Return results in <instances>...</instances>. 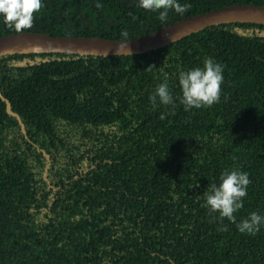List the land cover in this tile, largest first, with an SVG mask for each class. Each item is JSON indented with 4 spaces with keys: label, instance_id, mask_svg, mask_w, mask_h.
<instances>
[{
    "label": "trees",
    "instance_id": "1",
    "mask_svg": "<svg viewBox=\"0 0 264 264\" xmlns=\"http://www.w3.org/2000/svg\"><path fill=\"white\" fill-rule=\"evenodd\" d=\"M183 13L134 0H42L23 31L140 36L233 4L180 0ZM0 22V36L16 33ZM223 65L220 97L185 110L176 74ZM167 74L172 105L149 94ZM0 264H264V225L241 233L203 206L220 171L250 183L238 223L264 215V25H211L128 55H0ZM164 118L161 119V114ZM23 126H21V123Z\"/></svg>",
    "mask_w": 264,
    "mask_h": 264
},
{
    "label": "clouds",
    "instance_id": "2",
    "mask_svg": "<svg viewBox=\"0 0 264 264\" xmlns=\"http://www.w3.org/2000/svg\"><path fill=\"white\" fill-rule=\"evenodd\" d=\"M138 8L158 13V19L165 21L169 11L183 13L189 5L180 0H134ZM42 7V0H0V22L15 31L20 32L30 28L33 23V13ZM127 32H121L122 45L129 41ZM180 93L179 102L185 110L211 106L220 97L223 82V65L211 57H205L201 66L180 69L176 74ZM149 102L155 106L172 105L175 107L173 94L169 90L168 77L164 74L162 82L158 83L149 94ZM161 119L164 114H161ZM250 183L248 173L239 168L220 171L215 182L207 185L203 191V206L210 213H217V219L226 218L236 224L241 233L255 234L264 225V215L259 212H249L246 218L236 223L234 212L243 206V197L247 195Z\"/></svg>",
    "mask_w": 264,
    "mask_h": 264
},
{
    "label": "water",
    "instance_id": "3",
    "mask_svg": "<svg viewBox=\"0 0 264 264\" xmlns=\"http://www.w3.org/2000/svg\"><path fill=\"white\" fill-rule=\"evenodd\" d=\"M232 22L264 25V5L233 4L187 16L149 33L127 38L129 41L125 47L121 46L122 39H108L100 36H53L33 31L10 33L0 36V55L40 52H67L101 56L128 55L165 46L211 25ZM0 96L6 102L7 112L19 119L1 92ZM21 126H23L22 123Z\"/></svg>",
    "mask_w": 264,
    "mask_h": 264
}]
</instances>
